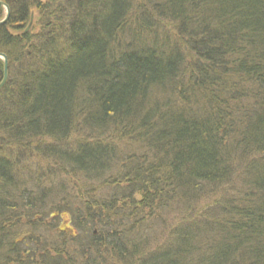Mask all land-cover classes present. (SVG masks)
I'll list each match as a JSON object with an SVG mask.
<instances>
[{"label": "trees", "instance_id": "trees-1", "mask_svg": "<svg viewBox=\"0 0 264 264\" xmlns=\"http://www.w3.org/2000/svg\"><path fill=\"white\" fill-rule=\"evenodd\" d=\"M0 2V264H264V0ZM43 140L78 200L48 202Z\"/></svg>", "mask_w": 264, "mask_h": 264}, {"label": "rangeland", "instance_id": "rangeland-1", "mask_svg": "<svg viewBox=\"0 0 264 264\" xmlns=\"http://www.w3.org/2000/svg\"><path fill=\"white\" fill-rule=\"evenodd\" d=\"M34 14L37 15V12H35ZM32 24H33V21H32ZM87 138H88L87 136L74 134L71 136V138L69 140H67L65 142V145L67 144L68 146L72 147V145L76 144L75 146H78L82 141H85ZM47 141H49V140H43L42 141V147L44 149L45 155L43 153L44 156L42 155L41 159H36V156H34V157L29 156L26 158L27 163L33 169L37 168L39 166L41 167L43 178L38 177V180L43 185V186H41V188L45 191L44 194L47 197H49L48 202L51 201V203L52 202L59 203L61 201V197H63V195L61 196V186H64L62 188L67 189L66 193L64 194L67 200H72V201L78 200L77 195L75 194V191L71 190L72 185L75 184L76 186H79V187L81 186V188L84 189V184L82 182L84 178L82 176H80L79 174L73 173V174H71V176L69 175V177L67 179H65V177H63V179H64V184H63V182L61 181V172L64 174V176H66L68 171L65 169L64 170L61 169V160L58 159L56 156H55L54 160H48V158H47V156L49 154L54 153L56 150L61 151V148L63 146H61V144L59 146H57L56 143L53 144V143L47 142ZM125 148H127V146L124 144L121 145L120 147L118 146L115 149L116 153L126 156L127 152H126ZM11 154L15 155V152L11 153ZM43 171H44V173H43ZM33 172L35 173V170H33ZM99 175L100 174H96V176H99ZM115 176H116V171L108 170V173L106 176L99 178V180H97V181L95 180V182H93V187L95 188L96 192L93 195L96 196V198L104 199V200L117 198L114 196L113 191H115V189L112 188L113 186H109V185L103 186L104 180L106 182L107 178L115 177ZM82 192H85V190H82ZM49 207L50 206H48L47 209ZM59 215H61V213ZM47 220H48V218L45 217V221H46L45 223H47ZM26 221L23 222L24 226L22 228H20L21 230H19L18 232H21L20 236L24 235V236L29 237V238H30V232H33L34 238H35V240H33V242H32L33 246H36L38 244H43V246H45V244H44L45 241H55V238L53 236L56 232V229H54L52 227V225L50 226V223H48L47 226H43L46 224L41 222L33 230L27 226ZM60 224H61V221H60ZM153 225H154L153 226L154 231H153L152 235L150 237H149V235H146L145 240L143 241V244L148 243V242L150 244H152L153 241H156L161 237L162 232L159 229L160 225H157L156 223H154ZM57 229L60 230L61 226L57 225ZM48 230H50V233L48 232ZM31 237H33V236H31ZM58 243H60V240H58ZM38 251H39L38 256H40L41 250L39 249Z\"/></svg>", "mask_w": 264, "mask_h": 264}, {"label": "water", "instance_id": "water-1", "mask_svg": "<svg viewBox=\"0 0 264 264\" xmlns=\"http://www.w3.org/2000/svg\"><path fill=\"white\" fill-rule=\"evenodd\" d=\"M0 6H2L6 10L5 18L2 21H0V27H1V26L5 25L9 20L10 8L3 2H0ZM32 21L33 20H31V22L29 24V28L27 29V31L30 29V27L32 25ZM0 59L4 61V77H3L2 82L0 83V91H1L4 88V86L6 85L7 80H8V59L3 54H0Z\"/></svg>", "mask_w": 264, "mask_h": 264}]
</instances>
